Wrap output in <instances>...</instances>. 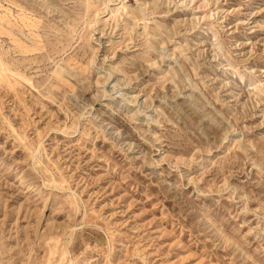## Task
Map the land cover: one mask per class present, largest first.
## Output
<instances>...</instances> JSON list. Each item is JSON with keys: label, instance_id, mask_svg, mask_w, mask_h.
Here are the masks:
<instances>
[{"label": "rangeland", "instance_id": "374dc122", "mask_svg": "<svg viewBox=\"0 0 264 264\" xmlns=\"http://www.w3.org/2000/svg\"><path fill=\"white\" fill-rule=\"evenodd\" d=\"M0 264H264V0H0Z\"/></svg>", "mask_w": 264, "mask_h": 264}]
</instances>
